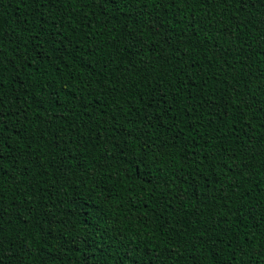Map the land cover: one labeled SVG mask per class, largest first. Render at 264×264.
Wrapping results in <instances>:
<instances>
[{
  "label": "trees",
  "instance_id": "trees-1",
  "mask_svg": "<svg viewBox=\"0 0 264 264\" xmlns=\"http://www.w3.org/2000/svg\"><path fill=\"white\" fill-rule=\"evenodd\" d=\"M0 264H264V0H0Z\"/></svg>",
  "mask_w": 264,
  "mask_h": 264
}]
</instances>
